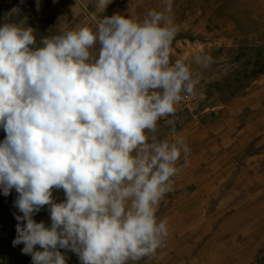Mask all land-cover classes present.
Here are the masks:
<instances>
[{
    "label": "clouds",
    "instance_id": "obj_1",
    "mask_svg": "<svg viewBox=\"0 0 264 264\" xmlns=\"http://www.w3.org/2000/svg\"><path fill=\"white\" fill-rule=\"evenodd\" d=\"M172 8L161 0L139 21L114 13L39 45L35 28L0 25V192L17 194L12 244L32 264H68V252L80 264H128L164 245L158 206L191 150L182 138L158 139L157 122L201 78L186 57L170 58ZM193 61L207 68L213 58ZM44 208L50 223L34 218Z\"/></svg>",
    "mask_w": 264,
    "mask_h": 264
},
{
    "label": "rangeland",
    "instance_id": "obj_2",
    "mask_svg": "<svg viewBox=\"0 0 264 264\" xmlns=\"http://www.w3.org/2000/svg\"><path fill=\"white\" fill-rule=\"evenodd\" d=\"M96 4L40 0L38 11L36 0H0V25L35 28L39 45L45 36L95 30L107 15L139 21L161 9V0H111L105 11ZM169 19L178 28L170 58L186 57L201 78L175 114L157 122L155 135L182 138L191 151L182 153L174 190L158 206V221L168 220L164 245L128 264H264V0H173ZM196 55H211L213 63L197 65ZM4 135L0 129V140ZM16 195L0 192V262L32 264L23 245L12 244ZM53 195L64 198L62 190ZM34 218L50 223L47 208ZM67 255L68 264H80Z\"/></svg>",
    "mask_w": 264,
    "mask_h": 264
},
{
    "label": "bare ground",
    "instance_id": "obj_3",
    "mask_svg": "<svg viewBox=\"0 0 264 264\" xmlns=\"http://www.w3.org/2000/svg\"><path fill=\"white\" fill-rule=\"evenodd\" d=\"M2 229H3V227H2ZM0 264H1V262H0Z\"/></svg>",
    "mask_w": 264,
    "mask_h": 264
}]
</instances>
